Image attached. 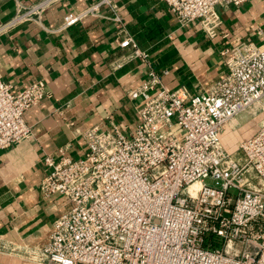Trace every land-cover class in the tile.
<instances>
[{
	"label": "built area",
	"instance_id": "obj_1",
	"mask_svg": "<svg viewBox=\"0 0 264 264\" xmlns=\"http://www.w3.org/2000/svg\"><path fill=\"white\" fill-rule=\"evenodd\" d=\"M248 1L166 3L181 27L198 23L213 38L222 24L219 7ZM51 2L19 4L0 32L40 23ZM104 6L113 17L102 14ZM89 16L111 18L125 33L116 0L66 13L55 31ZM119 45L149 67L127 94L138 122L81 131L82 158L70 156L68 145L44 156L48 172L40 192L45 199L63 197L67 206L41 256L47 264H264V121L240 141L241 157L222 140L225 125L264 98V45L249 40L223 49L226 73L195 94L168 89L132 35ZM47 95L43 80L16 89L0 73V150L32 135L25 113Z\"/></svg>",
	"mask_w": 264,
	"mask_h": 264
},
{
	"label": "crops",
	"instance_id": "obj_2",
	"mask_svg": "<svg viewBox=\"0 0 264 264\" xmlns=\"http://www.w3.org/2000/svg\"><path fill=\"white\" fill-rule=\"evenodd\" d=\"M40 1L0 0V26L19 4ZM96 1L50 0L40 23L28 21L0 32L3 79L16 89L43 80L48 93L25 113L32 135L0 150V264H47L41 251L67 203L60 196L45 199L40 192L48 172L44 156L68 145L70 156L82 158L81 131L111 123L133 128L138 122L135 102L127 94L142 83L149 67L131 48L119 45L126 34L149 53L168 89L186 87L191 94L224 76L223 49L249 40L264 45V0L219 7L222 24L213 38L198 23L181 27L166 0H116L125 33L117 21L101 16L55 31L66 13ZM101 11L115 14L106 6Z\"/></svg>",
	"mask_w": 264,
	"mask_h": 264
},
{
	"label": "rangeland",
	"instance_id": "obj_3",
	"mask_svg": "<svg viewBox=\"0 0 264 264\" xmlns=\"http://www.w3.org/2000/svg\"><path fill=\"white\" fill-rule=\"evenodd\" d=\"M263 121L264 98L225 125L222 133L225 149L241 157L242 153L238 148L240 141L252 135Z\"/></svg>",
	"mask_w": 264,
	"mask_h": 264
},
{
	"label": "bare ground",
	"instance_id": "obj_4",
	"mask_svg": "<svg viewBox=\"0 0 264 264\" xmlns=\"http://www.w3.org/2000/svg\"><path fill=\"white\" fill-rule=\"evenodd\" d=\"M199 189H200V184L199 183H195L194 185L191 186V192L193 194H197Z\"/></svg>",
	"mask_w": 264,
	"mask_h": 264
}]
</instances>
